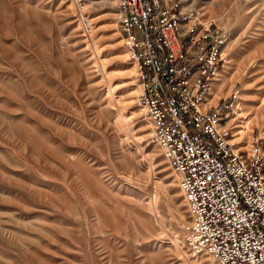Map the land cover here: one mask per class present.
<instances>
[{
  "label": "rangeland",
  "instance_id": "1",
  "mask_svg": "<svg viewBox=\"0 0 264 264\" xmlns=\"http://www.w3.org/2000/svg\"><path fill=\"white\" fill-rule=\"evenodd\" d=\"M176 1L227 35L207 106L228 105L234 149L264 143V0ZM119 13V0H0V264H216L185 244L187 204Z\"/></svg>",
  "mask_w": 264,
  "mask_h": 264
},
{
  "label": "built area",
  "instance_id": "2",
  "mask_svg": "<svg viewBox=\"0 0 264 264\" xmlns=\"http://www.w3.org/2000/svg\"><path fill=\"white\" fill-rule=\"evenodd\" d=\"M119 12L153 141L187 204L185 244L216 264H264V143L234 149L228 105L207 106L228 63L226 33L211 31L176 0H119Z\"/></svg>",
  "mask_w": 264,
  "mask_h": 264
},
{
  "label": "bare ground",
  "instance_id": "3",
  "mask_svg": "<svg viewBox=\"0 0 264 264\" xmlns=\"http://www.w3.org/2000/svg\"><path fill=\"white\" fill-rule=\"evenodd\" d=\"M186 7V6H185ZM187 8V7H186ZM187 9H189V8H187ZM224 83H220L218 86H219V89H220V87H222V85H223ZM235 127H237V128H240L241 127V125H236ZM240 132L241 131H238V132H236V133H234L233 134V138L231 139V141H233V142H235V143H240L241 142V139H242V136L240 135ZM239 137H238V136ZM213 257V256H212Z\"/></svg>",
  "mask_w": 264,
  "mask_h": 264
},
{
  "label": "crops",
  "instance_id": "4",
  "mask_svg": "<svg viewBox=\"0 0 264 264\" xmlns=\"http://www.w3.org/2000/svg\"><path fill=\"white\" fill-rule=\"evenodd\" d=\"M221 78L223 77V75L222 76H220ZM221 78L219 79V82L218 83H216V84H214L213 85V87H212V89H211V92H210V95H209V103H212V102H214L215 101V98H217L216 97V95H215V92H216V90H217V87H218V85H219V83H220V81H221Z\"/></svg>",
  "mask_w": 264,
  "mask_h": 264
}]
</instances>
